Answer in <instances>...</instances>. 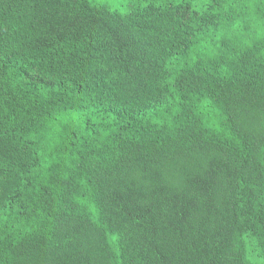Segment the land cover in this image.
<instances>
[{"label":"trees","instance_id":"1","mask_svg":"<svg viewBox=\"0 0 264 264\" xmlns=\"http://www.w3.org/2000/svg\"><path fill=\"white\" fill-rule=\"evenodd\" d=\"M0 0V264H264V0Z\"/></svg>","mask_w":264,"mask_h":264},{"label":"rangeland","instance_id":"2","mask_svg":"<svg viewBox=\"0 0 264 264\" xmlns=\"http://www.w3.org/2000/svg\"><path fill=\"white\" fill-rule=\"evenodd\" d=\"M102 2L110 3L113 6H118L123 10H127L129 8V0H99Z\"/></svg>","mask_w":264,"mask_h":264}]
</instances>
